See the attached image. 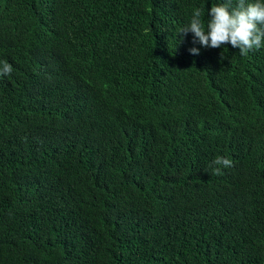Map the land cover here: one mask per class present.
Masks as SVG:
<instances>
[{
  "label": "trees",
  "instance_id": "1",
  "mask_svg": "<svg viewBox=\"0 0 264 264\" xmlns=\"http://www.w3.org/2000/svg\"><path fill=\"white\" fill-rule=\"evenodd\" d=\"M225 2L0 0V264H264V46L179 34Z\"/></svg>",
  "mask_w": 264,
  "mask_h": 264
},
{
  "label": "clouds",
  "instance_id": "2",
  "mask_svg": "<svg viewBox=\"0 0 264 264\" xmlns=\"http://www.w3.org/2000/svg\"><path fill=\"white\" fill-rule=\"evenodd\" d=\"M207 29L202 23V10H194L190 22L183 27L180 33L186 36L189 32L193 34V43L200 44L205 48H220L230 44L238 48L242 56H247L253 50H259L264 46V0H236L233 7V0H226L225 3L212 5L208 12ZM192 54H198V48L189 50ZM223 58V57H222ZM12 65L7 61L0 65V76L10 75ZM228 78L224 77L223 81ZM239 102L229 103V106ZM264 121V104L255 108V114L250 116V123L260 125ZM250 132L255 129H249ZM220 133L207 137L210 140H225ZM232 159V157H230ZM225 156H217L209 165L211 175H222L223 168L233 166V161Z\"/></svg>",
  "mask_w": 264,
  "mask_h": 264
}]
</instances>
